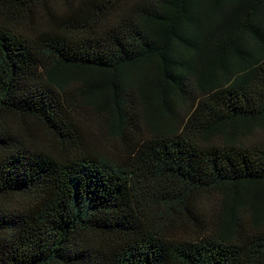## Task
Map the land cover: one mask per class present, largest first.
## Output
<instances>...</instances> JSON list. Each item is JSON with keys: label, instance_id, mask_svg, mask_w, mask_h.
<instances>
[{"label": "trees", "instance_id": "1", "mask_svg": "<svg viewBox=\"0 0 264 264\" xmlns=\"http://www.w3.org/2000/svg\"><path fill=\"white\" fill-rule=\"evenodd\" d=\"M0 264H264V0H0Z\"/></svg>", "mask_w": 264, "mask_h": 264}]
</instances>
